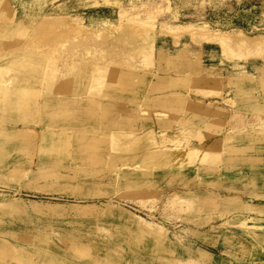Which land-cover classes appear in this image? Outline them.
Masks as SVG:
<instances>
[{
  "label": "rangeland",
  "instance_id": "rangeland-1",
  "mask_svg": "<svg viewBox=\"0 0 264 264\" xmlns=\"http://www.w3.org/2000/svg\"><path fill=\"white\" fill-rule=\"evenodd\" d=\"M0 264H264V0H0Z\"/></svg>",
  "mask_w": 264,
  "mask_h": 264
}]
</instances>
